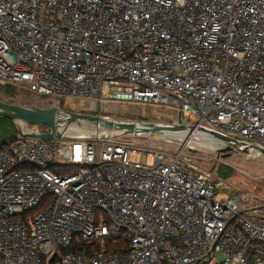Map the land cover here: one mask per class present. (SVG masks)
<instances>
[{
  "label": "built area",
  "instance_id": "2783aa9c",
  "mask_svg": "<svg viewBox=\"0 0 264 264\" xmlns=\"http://www.w3.org/2000/svg\"><path fill=\"white\" fill-rule=\"evenodd\" d=\"M0 85L109 119L171 107L193 134L259 156L264 0H0ZM20 129L0 147V264H264V207L245 193L219 199L226 184L184 149ZM75 242L99 250L64 252Z\"/></svg>",
  "mask_w": 264,
  "mask_h": 264
},
{
  "label": "rangeland",
  "instance_id": "374dc122",
  "mask_svg": "<svg viewBox=\"0 0 264 264\" xmlns=\"http://www.w3.org/2000/svg\"><path fill=\"white\" fill-rule=\"evenodd\" d=\"M28 92L23 88L20 90ZM21 94L15 104L39 108H52L60 106L64 108L66 105L72 107L69 100L62 97L42 96L36 93ZM67 103V104H66ZM161 107L158 105H149L146 115L141 113L138 106L122 107L123 115H116L118 119L140 121L153 124H180L181 120L178 115L173 114L171 107ZM115 117V116H112ZM182 121L187 124H195L198 119L195 115L185 112ZM67 125L62 123L59 130L68 136L93 135L94 130L86 124L72 121ZM188 137V140H178L175 135L169 136V132L151 133L144 136L122 135L116 138L117 143L130 144L141 148L145 151L152 152L162 148L169 149L171 152H178L184 149L185 153L192 155L195 165L200 168L212 180L226 184L228 193L219 192L218 198L230 197L235 194H247L253 200L254 204L264 207V157L258 156L247 149L236 147L233 145H224L216 139H208L202 136H195L198 141L191 139L189 134L181 132ZM72 140V139H69ZM84 140V139H81ZM62 140H58L60 144ZM61 146V145H60ZM136 160L144 163H151V158L138 157ZM66 172H72L75 167H64ZM29 214H33L30 212ZM66 249H64V252Z\"/></svg>",
  "mask_w": 264,
  "mask_h": 264
},
{
  "label": "water",
  "instance_id": "95a60500",
  "mask_svg": "<svg viewBox=\"0 0 264 264\" xmlns=\"http://www.w3.org/2000/svg\"><path fill=\"white\" fill-rule=\"evenodd\" d=\"M0 117L13 121L20 129V124H28L34 126H44L47 128L46 133L40 135H25L28 137L39 138L43 140H112L122 135L144 136L151 133H165L176 131L194 132V126H186L182 124H153L140 121H131L124 119H109L98 115H89L77 113L69 110L60 109L59 107L39 108L30 107L17 104H8L0 101ZM76 120L88 126L100 128L107 131L104 135H82V136H68L61 134L57 128L61 123L71 124L70 122ZM199 132L212 136L217 141L224 145L229 144L242 148L245 143L236 139L226 137L209 131L205 128L198 129ZM247 149V148H243ZM248 150V149H247ZM259 156L264 157V151H260Z\"/></svg>",
  "mask_w": 264,
  "mask_h": 264
},
{
  "label": "trees",
  "instance_id": "16d2710c",
  "mask_svg": "<svg viewBox=\"0 0 264 264\" xmlns=\"http://www.w3.org/2000/svg\"><path fill=\"white\" fill-rule=\"evenodd\" d=\"M23 89L22 87L13 86V85H0V101L8 103V104H15L16 100L20 97L21 94H30L25 91H20ZM32 93V92H31ZM21 137V132L17 125L6 118L0 117V147L7 148L12 143L17 141ZM39 210V209H38ZM37 210V211H38ZM99 250V245H95L94 247H88L83 244L73 243L69 248L65 251L66 253L74 252V253H83V252H95Z\"/></svg>",
  "mask_w": 264,
  "mask_h": 264
},
{
  "label": "bare ground",
  "instance_id": "6f19581e",
  "mask_svg": "<svg viewBox=\"0 0 264 264\" xmlns=\"http://www.w3.org/2000/svg\"><path fill=\"white\" fill-rule=\"evenodd\" d=\"M110 107H113V105H110ZM73 121H76V120H73ZM72 122V121H71ZM77 122H79V121H77ZM59 132L61 133V134H64V132H62L61 130H59ZM166 132H168V131H166ZM181 132H185V133H187V134H189V136L191 137V139H195V141H198V138H195V136H197V137H199V136H202V137H204V138H208V139H215V138H213L212 136H210V135H207V134H205V133H202V132H197V133H195V134H193V133H191V132H189V131H181ZM170 133V135L169 136H172V137H174L173 135H175V136H177V137H174V138H177L178 140H188V137H186L185 135H183L182 133H180V132H178V131H176V132H169ZM64 135H66V134H64Z\"/></svg>",
  "mask_w": 264,
  "mask_h": 264
}]
</instances>
